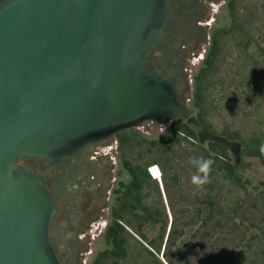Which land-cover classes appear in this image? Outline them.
<instances>
[{"label": "water", "instance_id": "95a60500", "mask_svg": "<svg viewBox=\"0 0 264 264\" xmlns=\"http://www.w3.org/2000/svg\"><path fill=\"white\" fill-rule=\"evenodd\" d=\"M168 0H0V264H59L55 204L19 164L53 165L143 123L182 120L197 143H240L197 121L176 87L144 61L162 37Z\"/></svg>", "mask_w": 264, "mask_h": 264}, {"label": "rangeland", "instance_id": "374dc122", "mask_svg": "<svg viewBox=\"0 0 264 264\" xmlns=\"http://www.w3.org/2000/svg\"><path fill=\"white\" fill-rule=\"evenodd\" d=\"M229 1L223 0L219 7L213 8V23L207 35L209 38L217 36L219 52L206 80L203 98L207 109L205 119L213 133L228 140V135L237 136L243 141L234 139L240 143L239 159L235 163L239 183L222 179L216 173L211 174L210 182L202 189L196 188L191 177L197 169L189 158H200L202 154L195 144L189 146L185 142L168 150L155 146L158 148L155 151L149 142L162 139L170 123L146 122L133 129L144 143L136 141L131 151L124 154L130 157L132 164H141L146 173L149 163L143 162L158 160L157 165H151V175L147 173L150 181L142 189V193H146L142 203L157 209L160 219L155 223H141L140 231L146 240L142 241L133 233L134 220L127 212L124 214V221L129 224L122 221L121 225L129 237L126 257L117 264H166L165 255L175 264H264V164L247 154L253 146H264V0H232L231 9ZM205 46L198 58L206 55L208 47ZM198 58L190 60L185 86L180 92L189 107L192 77L201 65ZM195 112L193 109L192 114ZM252 138L255 141L251 144ZM200 146L207 150L205 144ZM136 154H142L144 159L135 160ZM167 158L171 165L167 172L175 176L176 181L161 172V167L167 166ZM227 158L233 163L234 158L228 151ZM19 164H23V160ZM207 197L213 202L212 210L206 203ZM136 213L143 216L138 210ZM163 224V239L156 252L149 248L147 241L157 243ZM103 228L92 234L81 264H92L96 254L110 248L102 237ZM169 228L180 234L168 249L163 247ZM163 250L165 255H162ZM111 262L109 258L105 264Z\"/></svg>", "mask_w": 264, "mask_h": 264}, {"label": "flooded vegetation", "instance_id": "af4514ba", "mask_svg": "<svg viewBox=\"0 0 264 264\" xmlns=\"http://www.w3.org/2000/svg\"><path fill=\"white\" fill-rule=\"evenodd\" d=\"M222 1L168 0L163 35L149 52L144 66L158 71L180 95L190 60L198 58L203 47L210 44L207 33L213 23V8ZM198 59L202 62L203 57ZM121 157L115 135L87 145L53 165L40 158L22 159V165L42 178L54 201L55 212L48 228L59 264H81L94 231L100 232L103 226L105 229L111 208L125 190L132 194L133 178L123 167ZM128 162L131 167L130 159Z\"/></svg>", "mask_w": 264, "mask_h": 264}, {"label": "trees", "instance_id": "16d2710c", "mask_svg": "<svg viewBox=\"0 0 264 264\" xmlns=\"http://www.w3.org/2000/svg\"><path fill=\"white\" fill-rule=\"evenodd\" d=\"M228 7L232 8V0L229 1ZM225 34L226 32H221ZM218 42L217 36L211 35L210 37V44L207 48V53L203 57L201 65L199 69L192 77V97H191V107L190 109H195L196 112L194 114L195 118L199 123H201L208 131L212 132L210 124L205 119L206 108L204 105V98H203V91L207 86V78L211 75L215 62L218 58ZM191 110V111H192ZM226 134V133H223ZM228 135V134H226ZM230 140L238 139L239 141L243 142L237 136H230L228 135ZM116 139L119 144V149L122 151V165L126 169L131 172L133 181H132V194L125 190L121 197L118 199V203L116 206L111 208L110 217L108 218V223L103 231L102 237L104 241L109 245L108 250H104L94 257L92 264H105L107 259H112L111 264H117L118 261H122L126 257V246H127V237L129 234L124 230L121 222L124 221V214L127 212L128 215L131 212V217L135 222V225L132 226L133 233L136 235L140 240L146 241L145 237L141 233V223L151 221L153 223L159 221L158 217V210L155 208H150L148 206L143 205L142 199L146 196V193H142V189L146 184H149L150 178L142 168L141 164H131L129 165V158L126 156L125 151H131L132 144L137 143H144V140L141 138L140 134L135 130H128L121 132L116 135ZM254 139L252 138L249 140V143H254ZM187 143L189 146H193L194 144L201 152L202 156L206 159H211L214 161L212 165V172L211 174H218L222 179L228 180L234 184H238L239 178L236 175V165L235 162L229 163L227 158V150L222 146L207 142L205 146L207 150H205L204 146H200L197 143L195 135L187 128L182 120H174L170 122L169 129L166 131V135L162 139L157 140L156 142L150 141L149 146L154 147L156 151L159 147L166 148V150L174 147L179 146L182 143ZM157 146L158 148H156ZM148 153L150 152L147 150ZM209 153H213V156H210ZM151 154V153H150ZM250 156H255L258 158L261 164H264V153L261 152V148L259 146H253L250 151L247 152ZM135 160L142 161L144 156L142 154H136L134 156ZM146 165H157L159 162L158 160L150 159L149 161L143 162ZM165 163L167 164L166 168L161 167V172L163 174H167L168 178L172 181H176V177L169 174L167 172L168 169H171L170 160L167 158L165 159ZM147 165V166H148ZM160 172V173H161ZM161 173V174H162ZM206 203L210 207L209 210H212L213 202L209 197L206 198ZM140 211L143 213L141 214L136 213V211ZM210 215L208 214L206 218ZM126 225L129 223L124 221ZM164 233V224L161 225V231L157 235V243H154L153 240L147 241V245L149 248L154 249L156 252L159 251L160 245L162 243ZM180 233L175 232L173 229L169 228L168 232L166 233V237L164 240V247L168 249L171 248L174 244L175 236L179 235ZM162 255H165L163 250ZM165 255V262L166 264H175L169 257Z\"/></svg>", "mask_w": 264, "mask_h": 264}, {"label": "clouds", "instance_id": "9594fccd", "mask_svg": "<svg viewBox=\"0 0 264 264\" xmlns=\"http://www.w3.org/2000/svg\"><path fill=\"white\" fill-rule=\"evenodd\" d=\"M261 152L264 153V146L261 147ZM189 160L190 163H192L197 169V173L191 177V183L196 188L202 189L206 184L210 182L212 165L214 164V161L211 159H206L204 157H200V158L190 157Z\"/></svg>", "mask_w": 264, "mask_h": 264}, {"label": "built area", "instance_id": "2783aa9c", "mask_svg": "<svg viewBox=\"0 0 264 264\" xmlns=\"http://www.w3.org/2000/svg\"><path fill=\"white\" fill-rule=\"evenodd\" d=\"M152 167H153V166H147V168H146V171H147V173L149 174V176L151 175L150 170L152 169ZM154 167H155V166H154Z\"/></svg>", "mask_w": 264, "mask_h": 264}, {"label": "snow or ice", "instance_id": "6c2138e0", "mask_svg": "<svg viewBox=\"0 0 264 264\" xmlns=\"http://www.w3.org/2000/svg\"><path fill=\"white\" fill-rule=\"evenodd\" d=\"M153 171L156 172L157 175H159V173L155 169H153Z\"/></svg>", "mask_w": 264, "mask_h": 264}]
</instances>
